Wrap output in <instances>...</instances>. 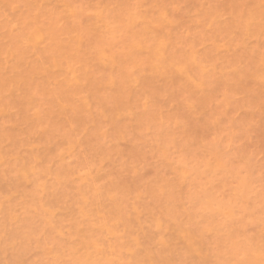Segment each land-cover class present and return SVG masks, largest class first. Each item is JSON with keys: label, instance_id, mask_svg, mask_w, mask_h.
<instances>
[{"label": "rangeland", "instance_id": "374dc122", "mask_svg": "<svg viewBox=\"0 0 264 264\" xmlns=\"http://www.w3.org/2000/svg\"><path fill=\"white\" fill-rule=\"evenodd\" d=\"M0 264H264V0H0Z\"/></svg>", "mask_w": 264, "mask_h": 264}]
</instances>
